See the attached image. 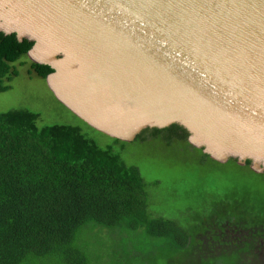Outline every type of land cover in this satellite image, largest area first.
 I'll list each match as a JSON object with an SVG mask.
<instances>
[{"label":"water","instance_id":"95a60500","mask_svg":"<svg viewBox=\"0 0 264 264\" xmlns=\"http://www.w3.org/2000/svg\"><path fill=\"white\" fill-rule=\"evenodd\" d=\"M56 100L130 143L183 128L220 164L264 173V0H0Z\"/></svg>","mask_w":264,"mask_h":264},{"label":"trees","instance_id":"16d2710c","mask_svg":"<svg viewBox=\"0 0 264 264\" xmlns=\"http://www.w3.org/2000/svg\"><path fill=\"white\" fill-rule=\"evenodd\" d=\"M32 46L0 33V92ZM28 63L27 72L43 80L52 73ZM38 118L27 109L0 112V264H264V192L237 184L212 194L201 216H155L140 171L112 146L100 148L77 127H38ZM187 137L172 125L145 129L132 142H180L202 161L242 168L264 185V173L251 171L249 161L220 164ZM126 231L143 234L148 248Z\"/></svg>","mask_w":264,"mask_h":264},{"label":"rangeland","instance_id":"374dc122","mask_svg":"<svg viewBox=\"0 0 264 264\" xmlns=\"http://www.w3.org/2000/svg\"><path fill=\"white\" fill-rule=\"evenodd\" d=\"M28 62L16 64V77L4 84L9 89L0 92V112L27 109L38 114V127L53 124L77 127L100 148L112 146L127 165L140 171L148 188L149 208L155 216L174 221H182L186 216H201L212 194L226 192L237 184L264 192L263 182L249 177L242 168L202 161L198 151L180 142L167 145L160 139H149L113 145L108 137L93 131L64 108L45 80L29 74ZM124 235L126 238L131 236L137 245L143 244L148 248V239L143 234L126 231ZM91 243L95 244L92 248L98 252L100 242L92 239Z\"/></svg>","mask_w":264,"mask_h":264}]
</instances>
